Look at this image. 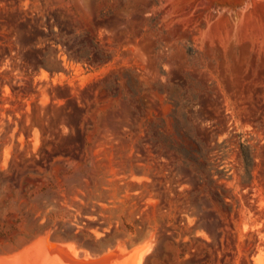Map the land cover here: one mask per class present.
I'll list each match as a JSON object with an SVG mask.
<instances>
[{"label":"rangeland","instance_id":"1","mask_svg":"<svg viewBox=\"0 0 264 264\" xmlns=\"http://www.w3.org/2000/svg\"><path fill=\"white\" fill-rule=\"evenodd\" d=\"M16 260L264 264V0H0Z\"/></svg>","mask_w":264,"mask_h":264},{"label":"bare ground","instance_id":"2","mask_svg":"<svg viewBox=\"0 0 264 264\" xmlns=\"http://www.w3.org/2000/svg\"><path fill=\"white\" fill-rule=\"evenodd\" d=\"M57 222V221H56ZM54 226V225H53ZM55 228V227H54ZM160 234H161V232H160ZM34 236V235H33ZM183 238V237H182ZM185 238V237H184ZM182 240V239H181ZM130 241V240H129ZM175 241V240H174ZM47 242V241H46ZM50 243V242H49ZM37 244H39V243H37ZM40 244H41V242H40ZM45 244V243H44ZM127 244V243H126ZM128 244H129V242H128ZM39 246H41V245H39ZM59 246H61V245H59ZM72 246V245H71ZM62 247V246H61ZM63 247H65V246H63ZM36 248L37 249H39L38 248V245H36ZM66 248V247H65ZM40 249H42V248H40ZM68 249V248H67ZM73 249H74V246H73ZM69 250V249H68ZM75 251V250H74ZM78 251V249L75 251V252H77ZM79 251H80V249H79ZM145 251V250H144ZM14 252V251H13ZM36 252L38 253V250H36ZM71 252V251H70ZM82 252V251H81ZM74 253V252H73ZM84 253V252H83ZM87 253V252H86ZM107 253V252H106ZM146 253V252H145ZM76 254L78 255V253H75V257H76ZM81 254V253H80ZM85 254V253H84ZM39 255H40V251H39ZM39 255H37L38 256V258H39ZM73 254H71V256H72ZM83 255V254H82ZM81 255V256H82ZM15 256V255H14ZM37 256H35L36 258H35V260L37 259ZM89 256V255H88ZM80 257V256H79ZM83 257V256H82ZM82 257H80V258H82ZM87 257V256H86ZM85 256L83 257V258H85V259H87ZM93 257V256H92ZM106 257V256H105ZM80 258H79V260H80ZM99 258V257H98ZM100 258H103V257H100ZM74 259V258H73ZM93 259V258H92ZM94 259H97V258H94ZM107 259V258H106ZM56 260V259H55ZM75 260H78V259H76L75 258ZM82 260V259H81ZM88 260H90L89 258H88ZM108 260V259H107ZM17 261V260H16ZM57 261V260H56ZM84 261H86V260H84ZM19 264H21L19 261H17ZM53 262V261H52ZM52 262H50V263H52ZM49 263V264H50Z\"/></svg>","mask_w":264,"mask_h":264}]
</instances>
